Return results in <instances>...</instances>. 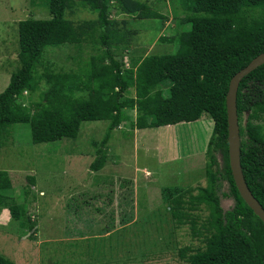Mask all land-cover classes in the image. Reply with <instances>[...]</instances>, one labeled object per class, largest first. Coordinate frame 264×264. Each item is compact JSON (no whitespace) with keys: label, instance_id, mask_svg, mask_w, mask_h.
<instances>
[{"label":"trees","instance_id":"trees-1","mask_svg":"<svg viewBox=\"0 0 264 264\" xmlns=\"http://www.w3.org/2000/svg\"><path fill=\"white\" fill-rule=\"evenodd\" d=\"M29 1L50 18L18 23L20 66L0 94V148L8 145L16 125L30 128L33 144H46L77 139L83 123L105 122L107 132L91 165L98 173L107 164L105 150L113 132L130 122L126 111L137 112L132 122L137 130L191 124L208 116L214 127L206 150V186L162 190L176 227L189 226L191 237L202 244L182 249L180 259L185 264H264V223L242 199L230 167L227 113L232 78L264 53V0H172L181 10L174 9L179 31L164 41L177 45V52L130 59L128 69L124 56L111 54L114 45L129 51L130 43L110 8L142 21L168 20L147 2ZM80 10L97 18L77 25L66 19ZM84 43L99 45L104 56L91 58L78 72L50 71L44 61L47 50L73 45L82 52ZM44 80L53 89L50 103L44 100ZM39 93V102L24 104L26 96ZM237 106L243 173L264 208V65L241 82ZM12 189L9 173L0 171V213L8 209L22 228L36 231L37 221L14 201ZM222 197L233 202L230 209L223 208ZM127 216L125 226L133 218ZM111 226L107 234L115 223ZM0 264L15 263L0 255Z\"/></svg>","mask_w":264,"mask_h":264},{"label":"rangeland","instance_id":"rangeland-1","mask_svg":"<svg viewBox=\"0 0 264 264\" xmlns=\"http://www.w3.org/2000/svg\"><path fill=\"white\" fill-rule=\"evenodd\" d=\"M139 1L168 20L134 19L111 5L112 19L119 31L129 34L130 43L129 51L114 45L111 54L124 56L126 69L130 59L172 55L178 50L164 41L179 31L174 16L175 10L181 13L178 5L172 0ZM49 18L45 9L29 0H0V94L20 66L18 23ZM96 18L88 10L66 15L75 25ZM47 51L44 61L55 73L78 72L91 58L104 56L102 47L85 43L82 52L73 45ZM41 88L46 91L45 103H50L53 89H48L46 80ZM26 97L24 104L41 98L40 93ZM126 112L130 122L113 132L105 150L107 164L98 173L91 165L107 123H83L77 139L46 144H33L28 126L13 127L12 139L0 148V171L9 173L14 201L25 206L37 227L36 231L22 228L8 209L1 212V256L15 264H185L181 250L202 245L191 237L189 226L176 227L163 204L162 190L206 186V150L213 121L203 116L191 124L137 130L132 127L137 112ZM222 205L228 210L233 202L222 197ZM99 209L103 212L95 211ZM125 214L133 217L127 226L122 224ZM113 223L114 231L107 234L106 227L111 229Z\"/></svg>","mask_w":264,"mask_h":264},{"label":"water","instance_id":"water-1","mask_svg":"<svg viewBox=\"0 0 264 264\" xmlns=\"http://www.w3.org/2000/svg\"><path fill=\"white\" fill-rule=\"evenodd\" d=\"M264 65V53L254 59L245 69L237 73L231 80L227 95L229 158L232 175L236 187L250 209L264 223V208L250 191L241 164V135L238 116V91L241 82L258 68Z\"/></svg>","mask_w":264,"mask_h":264},{"label":"clouds","instance_id":"clouds-1","mask_svg":"<svg viewBox=\"0 0 264 264\" xmlns=\"http://www.w3.org/2000/svg\"><path fill=\"white\" fill-rule=\"evenodd\" d=\"M25 95H27V94L25 93Z\"/></svg>","mask_w":264,"mask_h":264}]
</instances>
